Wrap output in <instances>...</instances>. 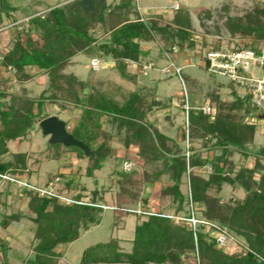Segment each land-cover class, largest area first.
<instances>
[{"label": "trees", "instance_id": "1", "mask_svg": "<svg viewBox=\"0 0 264 264\" xmlns=\"http://www.w3.org/2000/svg\"><path fill=\"white\" fill-rule=\"evenodd\" d=\"M252 1V11L228 15L225 23L230 35L252 39V43L237 48L260 52L264 45L254 43H264V0ZM15 9L12 0H0V27L12 19L10 13ZM191 27L189 14L181 7L174 9L170 19L156 15L145 19L133 0L115 4L108 0H70L43 14L34 12L28 25L16 33L12 46L0 50V82H4L0 87V174L21 180L29 173V154L10 151L9 145L26 139L50 115L51 105L79 110L68 131L94 151L86 156L75 146L48 145L53 159L72 152L79 160L88 161L86 177L95 178L111 159H118L117 140L125 159L141 168L125 171L122 159L120 168L113 170L119 186L111 206L114 227L132 214L129 205L140 202L143 207L142 213H135L137 223L130 249H123L121 240L112 236L88 246L79 264H264V146L250 147L259 125L251 120L261 116L250 94L241 96L231 82L233 100L222 99L217 91L210 93L211 113L206 114L203 106H190L186 132L192 144L186 148L148 119L155 108L166 106L155 100L154 91L137 86L125 92L121 83L95 79L97 71L93 68L86 79L67 71L73 58L84 54L113 62L112 71L135 85L137 78L148 75L142 70L144 63L161 59L179 66L181 55L196 45ZM101 28L107 34L104 39L96 35ZM148 42L167 46L161 45L159 55L152 58L151 50L143 45ZM133 63L138 69L131 73ZM41 71L47 73L48 84L39 96H29L25 87L20 93L9 92V79L27 82ZM186 103L190 104L188 95ZM197 140L207 152L196 147ZM235 153H240L244 162L238 164L233 159ZM250 156L255 158L253 164L246 163ZM61 176L65 177L64 173L50 176L46 187ZM81 177L78 168L65 178L68 188L80 187L67 198L59 193L42 194L41 187L28 182L20 187V196L28 197L30 214L6 215L0 219V228H8L23 217L32 222V253L23 259L25 263L66 264L58 248L77 240L82 230L101 224L109 188L95 189L91 198L84 200L86 187L80 186ZM156 185L159 197L170 199L171 206L176 207V216L166 209L151 211L149 193L145 192ZM225 185L242 189L245 196L223 200ZM192 216L199 220L195 225ZM223 230L239 244V251L230 253L219 245ZM2 248L8 263L5 239Z\"/></svg>", "mask_w": 264, "mask_h": 264}, {"label": "rangeland", "instance_id": "2", "mask_svg": "<svg viewBox=\"0 0 264 264\" xmlns=\"http://www.w3.org/2000/svg\"><path fill=\"white\" fill-rule=\"evenodd\" d=\"M70 0H12V5L16 7L10 13L12 19H6L4 24L0 27V50H7L12 46L15 35L21 30L22 26L28 25V19L34 12L43 14L50 7L56 6L59 2L66 3ZM121 0H108V3L115 4ZM136 8L139 11L142 9L144 18L156 15L163 20L172 18L173 11L176 7H181L183 11L187 12L191 20V32L196 42L194 49H189L180 57L179 67L182 68L181 75L175 73L174 70H168V61H155L154 67L148 71L146 77L137 78V83L134 85L131 82L121 80L116 73L111 69L113 62L100 60V66L94 68L92 58L84 54L76 55L72 64L67 68L68 72H73L80 77L86 79L89 76L90 69L97 71L95 79H103L105 81H114L121 83L125 92L135 89L137 86H143L145 89L154 91V98L162 106L155 108L149 115L148 119L153 122L163 133L175 137L178 142L188 148L191 146V141L188 142L187 110L184 105V99L188 95L190 99V106L193 104L204 106L208 108L211 101L210 93L217 91L220 97L224 100H233V87H231V80L228 76L221 74H211L204 68V54L209 49L214 47L220 48H237L245 47V44L252 43L251 38H243L240 36H232L226 29L227 16H242L247 12L252 11L254 2L252 0H133ZM140 3V7L139 4ZM146 6V7H144ZM228 8V10H226ZM17 24V25H16ZM16 25V26H15ZM97 37L104 39L107 34L103 28L98 29ZM146 48L152 52V58L159 55V48L161 45L167 46L161 42L143 43ZM255 46H263L264 43H254ZM131 73L138 69L137 65L133 64ZM258 77L263 76L264 71L258 68H253ZM8 76V74H6ZM11 88L9 92H21V88L25 87L29 96L37 97L41 91L46 88L48 84V76L45 71L35 74L34 77L27 82H18L15 79L7 81ZM4 82H0L1 89ZM236 89L241 96L246 94V89L237 87ZM50 115L60 116L67 122V127L72 125V121L79 114V110L71 108L62 109L58 105L48 106ZM49 115V116H50ZM251 121L257 122L258 128L254 143L250 146L251 149H257L264 146V114L258 119ZM48 136L43 134L42 129L36 125L29 133L28 137L23 141H15L10 143V151H26L29 154L28 169L20 182L10 184L9 180H0V219L6 215L13 213L24 212L30 214L28 209V197L20 196L21 186L25 182L31 185L39 186L46 189V183L50 176L57 175V173H64L65 177H57L55 183L52 185L51 191L59 193L61 197L67 198L68 195H74L80 191V187L66 186V177L71 176L78 168H80L81 182L80 186H85V198L89 200L92 192L95 189H108L106 194L108 204L105 206L103 220L101 224L90 228L89 230H82L80 237L70 244L61 245L58 251L63 254V259L66 264H79L83 251L90 245L105 242L112 236L118 237L121 240L123 249L129 250L131 247V240L134 237L135 225L137 217L135 213L143 212V207L140 202L129 205L127 208L132 214L125 216L122 221L117 223L114 227V212L112 205L115 202L116 194L119 191V186L116 184V178L113 174L114 169H119L121 160L132 161L125 159V152L120 142L115 140L114 145L119 147L118 159H111L105 168L96 172L95 178L86 177L87 160H79L74 153H68L63 158L57 160L53 159L51 152L48 151ZM202 141H196V147L203 152H207L203 146ZM211 152V151H210ZM213 152V151H212ZM10 157V154L6 156ZM233 159L240 164L244 162L240 153H235ZM255 158L250 156L246 163L253 164ZM133 169L141 171V168L134 161ZM124 164V163H123ZM126 171V170H125ZM183 190L185 186L183 185ZM149 193V206L152 212H159L161 209H166V213L175 215V206H171V200H162L159 195V185L154 187H147L146 192ZM144 193V194H145ZM223 200L242 199L245 192L242 189H234L229 185H225L221 193ZM32 222L23 217L19 221H13L8 228H0V264H27L23 261L29 254L32 253L33 231ZM7 240L8 250L6 258L8 263H5L4 253L2 248V240ZM226 251L233 253L239 251L241 248L239 244L231 239L223 246Z\"/></svg>", "mask_w": 264, "mask_h": 264}, {"label": "built area", "instance_id": "3", "mask_svg": "<svg viewBox=\"0 0 264 264\" xmlns=\"http://www.w3.org/2000/svg\"><path fill=\"white\" fill-rule=\"evenodd\" d=\"M177 8H179V6L175 9ZM93 61L97 63L94 64V68L96 67L95 65H97V67L100 66L101 62L99 59H93ZM168 62L170 63H168L167 69L171 71L174 70L176 74L180 75L182 68L177 66L172 60ZM154 66L153 62L144 63L142 65V70L147 74ZM204 68L211 74L228 76L235 86L245 88L246 93L251 95L252 103L257 107L258 112L264 114V74L258 77L254 70H252L253 68H258L264 71V47L260 52H257L253 48L209 49L204 54ZM202 108L206 114L211 113V108L209 106L208 108L204 106ZM189 109L190 104L186 103L187 114ZM123 167L126 171L131 170L133 162L125 161ZM208 170L210 171V167H208ZM0 178L15 183L20 182V180L10 175L0 174ZM27 184L28 183L25 182L23 185ZM52 185L53 184L49 185L46 189L42 188L41 193L58 194L51 191ZM191 221L194 225L199 222V220L193 216ZM231 239L234 238L223 230L218 236L219 245L223 247Z\"/></svg>", "mask_w": 264, "mask_h": 264}, {"label": "water", "instance_id": "4", "mask_svg": "<svg viewBox=\"0 0 264 264\" xmlns=\"http://www.w3.org/2000/svg\"><path fill=\"white\" fill-rule=\"evenodd\" d=\"M43 134L48 136L50 145L62 144L65 147L75 146L81 149L86 156L94 154V151L82 140H79L68 131L67 122L57 115H50L40 121Z\"/></svg>", "mask_w": 264, "mask_h": 264}, {"label": "crops", "instance_id": "5", "mask_svg": "<svg viewBox=\"0 0 264 264\" xmlns=\"http://www.w3.org/2000/svg\"><path fill=\"white\" fill-rule=\"evenodd\" d=\"M137 2H139V0H137ZM139 4V7H140V3H138ZM142 6V5H141ZM144 7H146V6H144ZM142 9H143V6H142ZM142 9H141V11H140V8H139V12H140V14L142 15V16H144V14L142 13ZM60 117V116H59ZM61 118V117H60Z\"/></svg>", "mask_w": 264, "mask_h": 264}]
</instances>
